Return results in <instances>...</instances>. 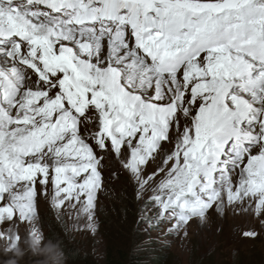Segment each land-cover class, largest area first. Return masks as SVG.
Here are the masks:
<instances>
[{
    "label": "snow or ice",
    "instance_id": "1",
    "mask_svg": "<svg viewBox=\"0 0 264 264\" xmlns=\"http://www.w3.org/2000/svg\"><path fill=\"white\" fill-rule=\"evenodd\" d=\"M33 18L47 21L46 33L40 32L45 25ZM101 20L115 27L101 36L95 57L83 35L79 55L68 43H52L63 25ZM46 50L70 59L69 67L50 71L47 79L56 93L52 100L59 98L61 108L74 117L94 114V139H77L78 120L70 140L61 131H52L45 140L47 125L22 143L15 137L11 143L0 139V241L7 240L10 249L25 235L37 242L57 240L68 264H87L90 253L76 246L74 235L95 238L104 200L128 198L126 189L116 187L122 172L137 177L136 227L144 223L150 234L153 227L168 223L177 208L183 218L182 201L193 194L194 178L208 176L218 164L227 166L223 157L229 149L232 167L241 161L252 169L264 163V140L252 131L260 120L253 108H259L258 99L264 96V0H21L19 5L0 0V66L19 55L17 62L39 74L34 61L46 64ZM18 89L13 75L0 73V108H11L10 117L18 113ZM79 89L83 102L69 98ZM178 105L192 116L183 147L174 144L145 174L169 140V116ZM59 117L55 111L50 117L57 129ZM5 123L12 127L11 120H0V127ZM54 144L62 147L53 149ZM43 151H54L65 162L53 167L42 155L28 159ZM109 164L111 179L105 175ZM41 202L54 211L59 230L45 232ZM91 255L100 259L103 253L92 247ZM10 258L11 251L0 254V264ZM24 260L37 264L47 257L33 250Z\"/></svg>",
    "mask_w": 264,
    "mask_h": 264
},
{
    "label": "rangeland",
    "instance_id": "2",
    "mask_svg": "<svg viewBox=\"0 0 264 264\" xmlns=\"http://www.w3.org/2000/svg\"><path fill=\"white\" fill-rule=\"evenodd\" d=\"M20 3L21 0H17V4L19 5ZM5 8H7V5H5ZM83 26L87 30L85 33H94L98 38L106 34L108 27H115L114 24L103 20L96 25L84 24ZM43 58H46V54H44ZM15 59H20L19 55H16ZM23 59L26 60V56ZM13 63L16 64V62ZM19 64V68L17 69L23 75H28L29 70L22 63ZM60 64L66 66L65 62H61ZM50 71H55V69L51 68ZM48 91L49 88L46 91H40L44 93L39 96L33 94L36 98L29 99V97L24 96L29 95V86L22 87L19 85L18 92L14 93V95L19 96V99L16 101L18 113L10 117L9 113H12L11 108H8L7 111L0 108V120H11L12 124L11 128H9L8 123L0 127V139L5 143H11L13 137H15L17 142L22 143L28 140L33 133H43L46 125L50 126V131L44 136L45 140L51 138L52 131H61L67 139H72L76 135V122L74 123L71 117L62 115V111L68 113V109H62L56 100L53 101L52 97L54 94ZM29 105L36 107V112L29 110ZM45 109H51L60 113L62 117H59V129L53 124L52 119H49V116H43V113L46 112ZM29 112L32 113L29 114ZM64 120L66 121L64 122ZM77 120L81 129L77 139L80 137L86 140L94 139V135L92 134L94 133L97 117L89 113L87 116L78 118ZM257 129L259 131H256ZM245 131L249 136H251L252 131H255L256 135L261 140H264V127L261 126L260 121L252 131H248L247 129ZM51 146L53 149L62 147L59 144ZM171 151L172 148L165 143L156 153L155 159L149 163L145 174L152 171L164 159L167 153ZM261 151H264V146L261 147ZM41 155L44 157V162L51 164L53 167L58 162H65L63 157H56L54 151L52 153L43 151L28 159L38 160ZM223 158L228 161L227 166L225 164H218L208 176L199 175L194 178L193 194L187 195L182 201V206L184 207L183 218H181L180 209L177 208L174 210V216L168 223H165L162 228L153 227L150 234L145 231L144 223H141L139 228L136 227L138 204L134 199L133 189L137 177L122 172L120 179L116 183V187L118 191L126 189L128 198L104 200V210L99 214V231L95 238L90 237L87 233L74 235L76 246L90 253L87 264H100L104 257L105 249L108 246L104 231L107 227L110 229L113 227L114 229V226L128 240L131 236L130 244L132 250L142 248L144 249L143 252L147 255L151 253L150 250L155 251V253H166L170 257H173L175 263L178 264H195L197 258L207 256H212L214 260L229 264L238 254H240L239 256L243 255L242 258H250V252H263L264 163L259 164L255 169L244 166L242 161L237 163L236 167H232L231 149L224 154ZM108 159H111V157H108ZM75 163H80V161ZM110 172L111 165L109 164L105 168L107 179H111ZM124 206L125 211L128 213L122 217L124 210L121 211V209ZM39 211L41 224L45 232L51 229L59 230L61 225L57 223L54 211L46 203H40ZM123 218L125 219L124 222ZM146 221L147 214L145 215ZM169 223L171 227H169ZM124 229H128L129 231H124ZM28 238L29 236L25 235L23 242L20 243L23 248L27 249L25 255L21 258V264H26L24 257L33 250L44 255L40 251V245L33 244L29 247V244L25 243L28 241ZM94 239L99 240V244H94ZM41 241L57 242V240L51 239H42ZM144 241L149 242L145 244ZM92 247H96L103 253L102 258L97 259L91 255ZM5 248H10L7 240L0 241V254H4ZM15 250V248H11V257H13ZM27 260L30 262L31 257H28ZM37 264H46V261H39ZM73 264H81V262L74 261Z\"/></svg>",
    "mask_w": 264,
    "mask_h": 264
},
{
    "label": "bare ground",
    "instance_id": "3",
    "mask_svg": "<svg viewBox=\"0 0 264 264\" xmlns=\"http://www.w3.org/2000/svg\"><path fill=\"white\" fill-rule=\"evenodd\" d=\"M34 23L37 25H45V27L40 28L41 33H46L47 32V21L44 18H33ZM110 23V22H108ZM83 25H63L60 28H57L56 31L57 33H60L59 35H53L51 37L52 43L56 45V41L59 40L61 44L68 43L72 48L75 49L76 54L79 55L80 52L82 51L81 47L79 46L80 44V37L81 35L89 38L86 43H90L93 51H92V56H96V49L100 48V38L97 37L96 34L92 33H85L87 30L83 28ZM64 36H67V41L64 40ZM42 47L44 46L43 44L41 45ZM58 47V45H56ZM83 50H86L83 49ZM46 58H43L46 62V64H40L38 60L34 61V58L32 56H26V60L29 61H34L37 66L41 69L40 73L37 74L34 71L29 72L27 75H23L19 69V59H15L13 61H4L3 65L0 66V73H5L6 75H13V79L15 80L16 84L22 86V87H27L29 86V95H24L25 97L30 98H36L33 94L36 96H39L43 94L44 91L49 88V93L51 94H56L55 90L52 86V81L48 80L47 78L50 76V70L55 69L58 70L59 67H69L70 66V59L69 56L64 55L63 53L60 56H55L51 50H46L45 53ZM44 56V55H43ZM47 60V61H46ZM13 62H16L13 63ZM65 62L66 66H62L60 63ZM45 66V67H44ZM49 69V70H46ZM39 76L40 78H37ZM69 82L66 80L65 81V88H67L69 85ZM76 97H80L81 102H83V90H74L73 93L69 96L70 99L75 100ZM39 100V99H38ZM57 104L60 105V100L59 98L56 100ZM259 103V108H253V111L257 112L260 117V123L261 126L264 127V96L259 97L258 99ZM30 104V103H29ZM29 110H32L36 112V107H33V105H29ZM46 110V109H45ZM44 110V111H45ZM53 110L47 109L45 113H43V116H49V119L51 117V112ZM32 112H29L31 114ZM42 114V113H41ZM40 114V115H41ZM50 114V115H49ZM39 115V116H40ZM62 115L69 116L74 120V123L77 122V117H74L71 115L70 110H68V113H65V111H62ZM32 116V115H31ZM34 117V116H33ZM62 116L60 115V118ZM83 118V117H80ZM169 120L171 121V130L168 132V137L169 140L166 142L173 150V145L174 144H179L180 147H183L182 143V138L187 135L186 129L189 127H192V116L191 114L185 115L183 111V106H177V110L172 113V115L169 116ZM66 120H64L65 122ZM76 124V123H75ZM77 162V161H75Z\"/></svg>",
    "mask_w": 264,
    "mask_h": 264
},
{
    "label": "trees",
    "instance_id": "4",
    "mask_svg": "<svg viewBox=\"0 0 264 264\" xmlns=\"http://www.w3.org/2000/svg\"><path fill=\"white\" fill-rule=\"evenodd\" d=\"M121 211H123L122 217L126 216V213H128L127 211H125V206L122 207ZM124 221L125 219L123 218V222ZM106 224L108 223L106 222ZM125 230L128 229H124V231ZM104 234L108 241V246L105 249L104 257L100 262V264H178L175 263L173 257H170V255L166 253H155V251L150 250L151 253L147 255L143 252L144 249L142 248L132 250L130 244L131 236L128 240L126 237L122 235L123 233H121L116 226H114V229L113 227L112 229L107 227L106 230L104 231ZM239 255L240 254L236 255L235 259L229 264H264V251L261 253L260 251L258 253L250 252L249 254L250 258L249 257L242 258L243 255L241 256ZM195 264H226V263L225 262L223 263L222 261L214 260L212 256L211 257L207 256V257L197 258Z\"/></svg>",
    "mask_w": 264,
    "mask_h": 264
},
{
    "label": "clouds",
    "instance_id": "5",
    "mask_svg": "<svg viewBox=\"0 0 264 264\" xmlns=\"http://www.w3.org/2000/svg\"><path fill=\"white\" fill-rule=\"evenodd\" d=\"M25 243H28L29 247L33 244L40 245V251L47 257L46 264H68L62 241H57L56 243L52 241L37 242L29 236L28 241ZM15 249L13 257L6 261L5 264H21V258L25 255L27 249L23 248L21 244H18ZM10 250V248H5L4 254L7 255Z\"/></svg>",
    "mask_w": 264,
    "mask_h": 264
}]
</instances>
